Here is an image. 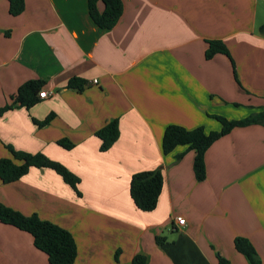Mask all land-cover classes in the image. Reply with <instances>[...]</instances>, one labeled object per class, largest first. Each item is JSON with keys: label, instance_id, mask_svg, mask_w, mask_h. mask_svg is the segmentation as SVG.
I'll return each mask as SVG.
<instances>
[{"label": "crops", "instance_id": "obj_1", "mask_svg": "<svg viewBox=\"0 0 264 264\" xmlns=\"http://www.w3.org/2000/svg\"><path fill=\"white\" fill-rule=\"evenodd\" d=\"M121 1L115 27L101 30L87 0H24L17 16L0 0V108L29 81L49 94L0 116V159L10 157L5 146L41 153L79 178L80 193L54 171L31 167L16 182L0 181V204L69 232L73 264H133L137 255L145 264H218L217 256L247 264L236 237L264 264V127H236L214 141L201 182L193 151L161 152L168 125L219 131L212 116L239 120L262 109L264 0ZM207 41L222 42L229 57L206 59ZM71 79L80 90L67 88ZM49 115L47 124L33 122ZM112 119L119 136L100 152L94 133ZM157 168V205L142 212L130 178ZM0 264L49 263L30 234L0 222Z\"/></svg>", "mask_w": 264, "mask_h": 264}, {"label": "trees", "instance_id": "obj_2", "mask_svg": "<svg viewBox=\"0 0 264 264\" xmlns=\"http://www.w3.org/2000/svg\"><path fill=\"white\" fill-rule=\"evenodd\" d=\"M8 11L12 16L19 15L24 9V0H7ZM101 2L103 10H97V3ZM88 14L93 24L101 30H110L117 24L123 11L121 0H87ZM264 37V24L258 29ZM214 54H223L229 57L228 51L220 41H207L205 58L209 59ZM235 75V72H234ZM41 81H29L20 86L11 103L0 108V116L13 108L24 107L26 109L35 105L39 100L37 93L41 88ZM82 82L78 79H71L67 88L80 90ZM52 118L49 115L42 122H33L37 125L47 124ZM220 124L219 131L205 132L199 126L193 129H186L178 125L165 127L161 138V152L163 155L171 153L177 147H186V150L194 152L192 170L197 182L205 179L204 154L211 144L221 136L230 132L236 127H245L253 124L264 127V106L262 109L246 118L239 120H228L222 116H212ZM94 135L101 141L100 152H105L115 143L119 136L118 120L112 119ZM57 145L70 150L74 144L67 139H60ZM10 157L0 159V181L3 184L16 182L24 176L29 168H47L59 175L62 181L77 191L79 178L58 162L49 160L41 153L29 154L22 151H15L11 146H5ZM182 154L175 157L179 160ZM162 175L159 168L151 171L134 173L129 182V196L135 207L142 212H151L157 205V199L161 192ZM0 222L10 225L31 235L33 246L47 256L49 264H73L76 257V247L69 232L48 221L41 220L35 214L25 216L0 204ZM162 238H156L160 244ZM234 249L241 254L247 264H261L260 259L248 239L236 237L233 240ZM218 264H229V262L217 256ZM133 264H145L143 256H135Z\"/></svg>", "mask_w": 264, "mask_h": 264}, {"label": "built area", "instance_id": "obj_3", "mask_svg": "<svg viewBox=\"0 0 264 264\" xmlns=\"http://www.w3.org/2000/svg\"><path fill=\"white\" fill-rule=\"evenodd\" d=\"M49 96V94H47L45 91H41V92H39V94H38V97L39 98H46V97H48ZM175 221H176V223H177V225H184V223H185V219L184 218H182V217H177L176 219H175Z\"/></svg>", "mask_w": 264, "mask_h": 264}]
</instances>
